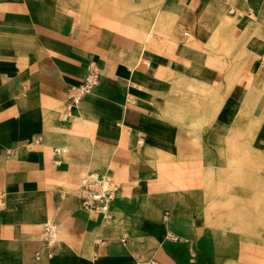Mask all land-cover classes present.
Masks as SVG:
<instances>
[{"label":"crops","instance_id":"0c3cea01","mask_svg":"<svg viewBox=\"0 0 264 264\" xmlns=\"http://www.w3.org/2000/svg\"><path fill=\"white\" fill-rule=\"evenodd\" d=\"M247 7L257 16L251 38L245 48L230 41L248 54L247 78L228 87L236 68L213 65L211 45L234 12L250 16ZM157 9L166 30L143 40L111 24L105 33L75 29L67 0H0V264H213L207 252L223 249L209 237L195 243L188 226L207 190L163 176L194 154L195 135L181 122L228 126L243 122L247 106V141L258 147L264 137V0H168ZM89 61L99 84L72 105L67 89ZM214 140L203 137L204 155L217 151ZM89 174L115 184L107 217L80 206L75 188ZM46 223L57 227L49 246Z\"/></svg>","mask_w":264,"mask_h":264},{"label":"rangeland","instance_id":"374dc122","mask_svg":"<svg viewBox=\"0 0 264 264\" xmlns=\"http://www.w3.org/2000/svg\"><path fill=\"white\" fill-rule=\"evenodd\" d=\"M94 1L92 4L87 3L84 9L81 0H67L66 12L71 19L69 21L74 22L75 29L98 30L104 25L111 24L112 28L115 26L117 31L126 32L129 35L134 33L142 37L143 40L148 37L151 38L149 40H152L153 35L161 36L160 33L162 34L166 30V28L163 29L161 21L162 13L157 8L168 0H129L131 7L124 9L119 1H116V7L120 9L117 10L116 15L111 14L109 8H102L98 0ZM247 9L251 8L247 7ZM256 17V12L253 9H251L249 17L244 12H234V17H228L229 21L224 27L223 34L211 45L213 65L222 62L223 65L235 67L237 81L247 78L246 74L241 76L240 73L246 71L249 62L248 54L244 48L246 41L251 38V29L256 24ZM75 18H77L76 21ZM241 18L245 20L246 27L240 28L239 20ZM263 37L264 35L260 33V40ZM232 39L240 41L244 47L243 50L240 49V46L234 49L236 43L230 42ZM137 62L140 67L148 66L143 59L139 58ZM221 77L224 79V76ZM216 81L220 82L221 80L217 79ZM232 85L229 84L228 87H232ZM179 88L196 96L205 93L199 87L188 84H180ZM217 93L219 94L214 90L212 92L214 96L218 97ZM217 109L212 108V111L215 112ZM250 111L247 106L240 107L238 114L243 122H234L222 127L218 123L212 122H181V131L185 134L194 133L195 135L193 137L194 154L185 155L186 158L189 157L190 162L180 161L185 164H177V167L179 165L181 167L165 171L163 176L175 184H181L179 189H184V191L207 190L203 198L204 205L202 204L196 209L200 219L195 217L196 213L193 212V209L188 226L196 231L195 243H201L205 237H209L208 241L221 244L222 250L207 252L212 254L213 264H264V137L259 139L258 147L251 146V142L247 141L248 133L250 134L249 126H251L250 123H247L251 117ZM263 122L262 116L259 123L262 125ZM207 134L215 137L211 144L215 148L218 147L216 152L208 156L202 153L203 137ZM239 146L244 147L238 149ZM169 164L172 163L169 162ZM205 174L208 176L205 177ZM204 177L210 180L208 187L202 185ZM107 178L109 179V177ZM75 189L78 197L83 194L81 181ZM220 190L225 191L227 196H220L218 193ZM2 205L3 202L0 207ZM207 226L211 227L212 234L210 236H205Z\"/></svg>","mask_w":264,"mask_h":264},{"label":"built area","instance_id":"2783aa9c","mask_svg":"<svg viewBox=\"0 0 264 264\" xmlns=\"http://www.w3.org/2000/svg\"><path fill=\"white\" fill-rule=\"evenodd\" d=\"M100 69L94 61L87 64L86 75L83 80L69 86L67 89V98L72 105H76L81 98L91 93L93 88L99 84ZM83 194L80 196V206L83 210L97 213L102 217L109 215L110 205L114 198L116 190L115 184L105 176L89 174L81 181ZM2 195L0 194V204H2ZM57 227L52 223H46L43 227V241L45 246L54 242ZM176 240V237H172ZM35 256L38 258L39 254Z\"/></svg>","mask_w":264,"mask_h":264},{"label":"bare ground","instance_id":"6f19581e","mask_svg":"<svg viewBox=\"0 0 264 264\" xmlns=\"http://www.w3.org/2000/svg\"><path fill=\"white\" fill-rule=\"evenodd\" d=\"M82 1V3H81V5H82V7L85 9L86 8V6H87V3H89V4H92V3H94L95 1L94 0H81ZM100 3H101V6H102V8H109L110 9V11H111V14H113V15H116L117 14V11L115 10V7H113V4H117V2L116 1H119V3H121V4H123V3H125V5H126V7L127 8H129L130 7V4H129V0H98ZM77 16V15H76ZM158 18H159V16H158ZM154 19V18H153ZM105 26H108V25H105ZM97 28V27H96ZM105 31H106V28H102V32H104L105 33ZM93 33V32H92ZM202 63V62H201ZM137 69V68H136ZM163 76V75H162ZM170 79V78H169ZM103 81V80H102ZM227 81H228V83L229 84H233L234 82H235V76H233V75H230V76H228L227 77ZM263 88V87H262ZM250 91V90H249ZM250 94H252V92L250 91ZM258 94V93H257ZM245 95V94H244ZM254 96H256L255 95V93H254ZM255 98V97H254ZM249 99H251V97L249 98ZM245 101V100H244ZM251 102V101H250ZM245 103V102H244ZM155 106V105H154ZM150 108V107H149ZM163 110V109H162ZM152 113V112H151ZM155 113H156V111H155ZM157 115H158V113H157ZM167 116V115H166ZM161 118V117H160ZM156 119V118H155ZM162 119H164V118H162ZM162 119H160V120H162ZM162 121H164V120H162ZM189 121V120H188ZM193 122V121H192ZM187 126V125H186ZM194 126V125H193ZM183 128V127H182ZM207 129V128H206ZM189 132V131H188ZM205 135V134H204ZM219 138V137H218ZM222 138V137H221ZM224 139V138H223ZM243 144V143H242ZM241 144V145H242ZM224 145V144H223ZM236 145V144H235ZM240 147V146H239ZM247 149V148H246ZM213 150V149H212ZM232 150V149H231ZM226 152V151H225ZM231 152V151H230ZM245 152V151H244ZM236 153V152H235ZM243 153V152H242ZM232 154V153H231ZM237 154V153H236ZM223 155V154H222ZM225 155V154H224ZM221 158H222V156H221ZM223 158H224V156H223ZM228 161V160H227ZM250 162V161H249ZM248 162V163H249ZM259 167V166H258ZM247 169V168H246ZM239 173V172H238ZM206 176H208L207 174H205V177ZM204 177V183L205 184H208L209 183V178H205ZM188 189V188H187ZM232 190V189H231ZM218 193L220 194V196L221 195H225V196H227L226 195V192L225 191H223V190H220V191H218ZM246 199V198H245ZM244 201V200H243ZM248 206V205H247ZM174 208V207H173ZM196 211V210H195ZM198 213V212H197ZM200 219V218H199ZM193 222V221H192ZM195 222V221H194ZM193 222V223H194ZM200 222V221H199ZM194 250V249H193ZM202 256V255H201ZM210 257V256H209ZM208 257V258H209ZM215 259V258H214ZM206 260V259H205ZM200 261V260H199ZM207 261V260H206ZM217 262V261H216ZM222 262V261H221ZM209 263H210V260H209ZM191 264V263H190ZM199 264V263H198ZM240 264V263H239Z\"/></svg>","mask_w":264,"mask_h":264}]
</instances>
